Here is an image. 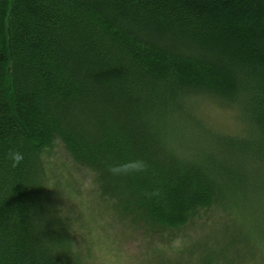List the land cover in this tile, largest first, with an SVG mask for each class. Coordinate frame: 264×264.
<instances>
[{
  "label": "trees",
  "instance_id": "1",
  "mask_svg": "<svg viewBox=\"0 0 264 264\" xmlns=\"http://www.w3.org/2000/svg\"><path fill=\"white\" fill-rule=\"evenodd\" d=\"M198 100L235 108L244 134ZM56 140L133 225L221 214L180 249L194 264H264V0H0V264H93L47 180ZM125 160L146 167L108 171Z\"/></svg>",
  "mask_w": 264,
  "mask_h": 264
},
{
  "label": "rangeland",
  "instance_id": "2",
  "mask_svg": "<svg viewBox=\"0 0 264 264\" xmlns=\"http://www.w3.org/2000/svg\"><path fill=\"white\" fill-rule=\"evenodd\" d=\"M195 110L212 129L234 136L244 134L245 123L235 108L198 100ZM46 167L49 185L61 195V213L76 220L82 251L92 257L93 264H194L193 256L182 254L180 249L209 240L222 228L217 221L221 214L214 210L203 214L193 224L162 233V236L141 224L133 225L120 219L110 205L100 199L94 174L77 164L60 140H56L46 154ZM261 196H254L257 199L254 202L261 204V210L255 208L253 212L258 224L264 223V196L259 199Z\"/></svg>",
  "mask_w": 264,
  "mask_h": 264
},
{
  "label": "clouds",
  "instance_id": "3",
  "mask_svg": "<svg viewBox=\"0 0 264 264\" xmlns=\"http://www.w3.org/2000/svg\"><path fill=\"white\" fill-rule=\"evenodd\" d=\"M7 156L12 167H17L22 164L25 159L24 153L18 149H10ZM145 167L146 165L142 160H125L123 162L110 164L108 166V171L114 176H120L141 172Z\"/></svg>",
  "mask_w": 264,
  "mask_h": 264
}]
</instances>
